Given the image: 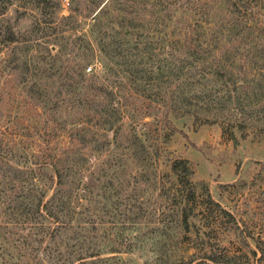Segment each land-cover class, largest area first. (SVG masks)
<instances>
[{
    "label": "trees",
    "instance_id": "16d2710c",
    "mask_svg": "<svg viewBox=\"0 0 264 264\" xmlns=\"http://www.w3.org/2000/svg\"><path fill=\"white\" fill-rule=\"evenodd\" d=\"M256 3L209 0L203 5L201 0H89L81 8L78 0H74L66 15H57V4L45 6L40 11L44 15L34 18L28 32L18 33L8 25L6 39L20 43L19 64L25 72L34 67L37 57L33 54L34 42L47 41L52 32L70 33L79 26L75 34L86 47L76 55L75 62L60 61L61 68H55L58 72L54 78L61 84L52 91L53 108L56 111L67 104L74 110V118L53 116L42 131L39 150L35 153L23 152L20 158H14L7 147L0 146V213L17 223L37 222L39 231L47 232L49 239L57 235L56 264H84L87 257L98 254V248L85 243L90 228H96L90 222L93 219L86 205L90 184L86 171L90 159H95L90 158V151H100L113 143L121 150L122 164L138 160L141 167L147 166L153 155L145 144L148 137L134 129L137 112L131 96H143L148 107L155 101L152 94H161L162 82L166 83L164 91L173 113H190L205 121L225 123L222 129L228 131L229 137L235 139L236 129L244 137L245 115L256 109V102L249 97H258L262 92L264 72L249 76L242 69V62H237L235 56L239 45L235 43V34L251 26L248 21L255 17ZM257 22L254 29L256 36L261 37L264 20ZM65 49L62 41L52 55L60 59V55L68 53ZM256 49L264 57V42L258 43ZM94 56L99 61L98 73L92 68L85 72L86 68L90 69L87 62ZM49 61L52 69L55 63ZM107 76L113 77L114 84L104 81ZM117 77L126 85V97L117 92L120 90L116 86ZM151 88L155 91L148 92ZM241 90L247 93L240 96ZM247 94L245 99L243 96ZM41 95L44 104L51 101L45 88ZM227 107L236 110L231 112L235 117L231 120L233 128H229L231 115L225 113ZM126 119L131 120L129 129H123ZM137 123L142 122L137 120ZM108 132L110 139L105 137ZM167 168L172 176L168 197L172 201L173 225L186 232L188 218L196 213L207 218L232 219V214L207 190H196L184 158L172 157ZM133 176L141 178L135 173ZM63 237L75 239L77 243L73 245L79 251L71 250L69 257L64 256L67 242H62ZM218 254L212 252L207 257L224 262ZM187 263L188 260H181L180 264Z\"/></svg>",
    "mask_w": 264,
    "mask_h": 264
},
{
    "label": "rangeland",
    "instance_id": "374dc122",
    "mask_svg": "<svg viewBox=\"0 0 264 264\" xmlns=\"http://www.w3.org/2000/svg\"><path fill=\"white\" fill-rule=\"evenodd\" d=\"M73 1L0 0V146L7 147L14 158H20L23 152L39 150L42 131L53 116L74 118V110L67 104L56 111L53 108L52 91L61 84L54 74L58 72L57 66L61 68V62H75L76 55L86 45L75 34L79 26L70 33L52 32L47 41L34 42L33 54L37 57L34 67L25 72L19 64L20 43L6 39V28L11 25L18 33L28 32L34 18L44 15L40 11L45 6L57 4V15H66ZM208 1L201 0L203 5ZM250 1L258 2L253 7L255 17L248 21L251 26L235 34V43H239L235 56L249 76L264 72V57L256 49L258 43L264 42V33L256 36L254 29L258 20H264V0ZM88 4L89 0H78L81 8ZM62 41L68 53L58 59L52 54ZM49 59L55 63L52 69ZM87 65L90 69L86 68L85 72L92 68L98 73L96 56ZM40 71L47 76L40 78ZM112 78L107 76L104 81L114 84ZM116 86L120 89L117 92L126 97V85L119 82V77ZM165 86L162 82L161 94L151 93L155 101L148 107L143 96H131L137 112L134 129L148 137L145 144L153 155L147 166L141 167L138 160L122 164L121 150L113 143L100 151H90V158L95 159H90L86 171L90 177L86 205L93 219L90 222L96 228H90L85 243L98 248L99 253L87 257L84 264H180L181 260H188L187 264H264V86L258 97H249L256 102V109L245 115L244 137L236 129L235 139L223 131L225 123L205 121L190 113H173ZM42 88L48 90L51 99L45 104ZM246 93L241 90L240 96ZM225 111L231 115L230 121L234 120L231 112L235 108L227 107ZM235 115L237 119L238 114ZM231 122L229 128H233ZM131 126V120H124L123 129ZM105 137L110 139V133ZM172 157L186 160L196 190H207L232 214V219H213L196 213L188 218L186 232L173 225L172 201L168 197L172 176L167 168ZM134 173L141 176L140 180L134 178ZM64 241L67 242L64 256L69 257L71 250L79 251L73 245L77 243L75 239L63 237ZM57 242V235L49 239L47 232L39 231L37 222L17 223L0 213V264H56ZM212 252L219 253L224 262L209 259L207 254Z\"/></svg>",
    "mask_w": 264,
    "mask_h": 264
},
{
    "label": "built area",
    "instance_id": "2783aa9c",
    "mask_svg": "<svg viewBox=\"0 0 264 264\" xmlns=\"http://www.w3.org/2000/svg\"><path fill=\"white\" fill-rule=\"evenodd\" d=\"M65 2H67V0H64Z\"/></svg>",
    "mask_w": 264,
    "mask_h": 264
}]
</instances>
